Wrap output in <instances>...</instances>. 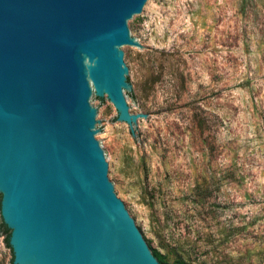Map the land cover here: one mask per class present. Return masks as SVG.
<instances>
[{"label": "rangeland", "instance_id": "374dc122", "mask_svg": "<svg viewBox=\"0 0 264 264\" xmlns=\"http://www.w3.org/2000/svg\"><path fill=\"white\" fill-rule=\"evenodd\" d=\"M129 27L144 140L94 103L119 198L168 263L264 264V0H157Z\"/></svg>", "mask_w": 264, "mask_h": 264}, {"label": "water", "instance_id": "95a60500", "mask_svg": "<svg viewBox=\"0 0 264 264\" xmlns=\"http://www.w3.org/2000/svg\"><path fill=\"white\" fill-rule=\"evenodd\" d=\"M157 0H0V244L11 264H161L119 198L95 102L132 140L130 25Z\"/></svg>", "mask_w": 264, "mask_h": 264}, {"label": "trees", "instance_id": "16d2710c", "mask_svg": "<svg viewBox=\"0 0 264 264\" xmlns=\"http://www.w3.org/2000/svg\"><path fill=\"white\" fill-rule=\"evenodd\" d=\"M2 226H3V233L5 235V243L7 246L8 243H7V236H8V233H9V230L5 227V225L2 223ZM154 251V254H155V257L156 259L161 263V264H187L184 259L182 258H177V260L175 262H172V263H168L167 261L164 260V255L161 254L159 251L153 249Z\"/></svg>", "mask_w": 264, "mask_h": 264}]
</instances>
